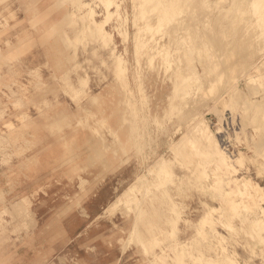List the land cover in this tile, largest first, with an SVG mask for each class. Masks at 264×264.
<instances>
[{"label":"bare ground","instance_id":"bare-ground-1","mask_svg":"<svg viewBox=\"0 0 264 264\" xmlns=\"http://www.w3.org/2000/svg\"><path fill=\"white\" fill-rule=\"evenodd\" d=\"M124 1L61 0L62 4L66 3L69 6L62 20L52 26L53 32L57 33L55 40L61 49H57L54 42L50 43L53 51L49 53L54 57L55 64L62 65L69 62L77 66L80 72L83 62L79 60V44L87 38L93 42L92 53L100 57L101 62L108 66L111 75V80L107 84L108 89L94 92L90 85V75L87 72L85 74L80 72L82 77L80 82L83 87L76 89L74 86H68L64 89L76 105L77 111L70 109L67 103H61L62 108H60L57 93L56 103L45 97L39 100L37 93L42 90L44 92V89L55 93V86H46L42 79L35 82L36 93L29 96L31 102L35 105L40 103L47 106L59 105L55 113L51 112L47 115L48 119L44 122L51 124L53 130L57 131L58 126L67 120L69 114L77 112L76 115H85L84 118H72L71 115L72 123L68 125H71V128L62 129L60 133L58 142L64 147L61 152V166L65 165L67 168L65 172L73 174L79 168L77 165L84 159L89 168L97 167L98 163H101L100 173L103 169L114 171L128 163L131 153H134L138 163L132 181L104 209L106 212H113L124 206L128 214L133 213V223L124 250L128 245L136 242L138 250L146 255L145 264H264V186L253 176L240 172L243 168L248 169L246 161H251L256 164L258 173L264 174V161L260 159L261 156L264 157V131L262 138L258 137L259 141L253 142L255 148L256 145L260 144L261 147L263 145V152L257 147L260 151L257 156L248 155L240 150L238 155L232 157L224 151L204 117L195 114L192 110L193 116L188 113L192 117L187 132L183 131L178 139L173 137L168 139L165 142L166 151L159 150L162 144L158 142L160 133L169 131L165 125L166 121H170L171 118L175 120L176 115L180 117L179 114L186 105L196 94L200 92L203 94V91L210 93L208 95L214 96L218 101L229 91V98L225 99L226 101L220 100L223 107L229 108L228 110L235 109L238 102L243 100L245 106L242 105L243 109L249 115L250 110L253 111L251 117H248L251 120L249 124L257 122V125L254 124L257 129L264 130L261 124L264 123V101L262 102L260 98L261 101L257 102L258 98H255V101L245 97V94L241 93L244 91H240L234 84L237 75L232 74L233 77L228 80L226 77L234 68V64L239 68L241 66L240 71L245 74L249 65L246 63V57L241 62L236 55L235 58H239L240 63L231 64V55L224 53L226 50L227 52L229 49L232 50L231 44L238 45L236 43L239 41L236 40V43L233 41L239 34V39L242 41L240 47L244 42L250 41L252 44L247 42L243 48L250 45L251 48L256 46L257 52V47L264 50V0H131L132 18ZM97 6L102 8V13L96 9ZM219 14H222L221 18L219 17L220 24L226 26L222 29L219 26V29L222 31L228 27L229 30L222 33L227 39L229 33L232 36L229 41L225 39L227 40L225 44L228 43L231 47L226 45L228 48L224 52L218 51L223 46L218 44L219 31L216 21ZM130 18L136 26L132 38L133 58L136 60L133 62L130 61L128 48L124 47L121 52L119 45H116L115 34L108 29V25L111 26L110 28H117L122 42L125 43L131 39L127 30ZM65 22L72 26L73 35L65 29ZM49 33L53 34L51 31ZM157 33L161 34V38L168 35L169 40L158 41L155 36ZM233 36L237 38L233 39ZM35 39L22 37L19 41H24L23 45L28 50L36 43ZM63 46L73 47L72 51H65ZM237 48L233 52L239 53L240 48L238 51ZM248 50L243 51V54L249 55ZM3 55L0 51V58ZM144 57H147L145 71L142 61ZM159 58L162 59V63H156ZM197 59L208 62L204 68L205 76H202L200 70L194 66V61ZM250 65L259 72L262 64L252 62ZM161 66L171 81V92L167 94L169 109L167 108L163 117L158 112L150 114L145 108L149 105L150 99L143 89L144 78L148 75L146 70L151 71ZM36 73L41 76L39 69ZM234 73L238 74V71ZM132 76L135 78L134 81L140 79L137 92L131 83ZM253 78V82L256 80L261 87L264 86V72H259ZM225 79L226 84L221 87L220 83ZM250 79L249 77V81ZM250 88L249 91L253 95L256 90ZM105 91L107 96H97ZM220 91L223 93L216 98ZM257 93L260 92L257 91L255 94ZM116 97L118 99L115 101ZM21 98H18L16 103ZM89 99L91 100L88 102ZM93 106L98 111L91 110ZM245 111L244 114L247 113ZM52 114H55V117H51ZM257 115L260 116L259 120ZM21 119L22 127L15 129L13 133L18 137L14 139L15 141L20 138L27 140L24 133L26 127L30 125L25 126L26 122L36 123L34 119H28L26 112L22 113ZM151 122L158 126V132L153 133ZM101 126L107 127L112 139L107 137ZM81 127L89 128V131L81 132ZM2 140L5 141L4 135L0 136V143ZM54 146L55 143H52L48 149H54ZM9 155L11 156V153ZM117 158L122 159L117 162ZM149 158H152V162L148 160ZM103 177L104 175L97 178V181ZM194 188H199V191L210 196L211 200L218 201V204L200 197V202L206 209L204 213L194 216L190 206ZM28 202L29 198L22 197L13 207L17 213L25 210L26 215L29 213ZM219 227L226 229L227 234L221 232ZM185 229L191 230L188 232L184 231ZM239 245L244 250L240 251ZM258 247L261 249L260 252ZM151 249L154 250V258L149 257ZM258 254L262 256V261L259 263L254 259Z\"/></svg>","mask_w":264,"mask_h":264},{"label":"rangeland","instance_id":"rangeland-1","mask_svg":"<svg viewBox=\"0 0 264 264\" xmlns=\"http://www.w3.org/2000/svg\"><path fill=\"white\" fill-rule=\"evenodd\" d=\"M124 2L132 18V1L125 0ZM68 6L69 4H62L61 0H0V51L4 54L0 58V136L4 135L5 137V141L2 140L0 143V264H145L144 259L146 255H143L138 250L136 242H133L130 246L128 245L124 250V245L128 242L129 231L133 223V213L128 214L124 206H120L113 212H106L104 209L132 181L134 170L138 163L134 153H131L128 163L114 169V171L103 169L100 173L99 171L102 169L101 163H98L97 167L89 168L86 165L87 161L82 159L81 163L77 165L79 166L77 171L73 174L65 172L66 166H61V152L64 147L58 142V138L62 129L71 128V125H68L72 123V118H84L85 115H76V112L75 114H71L73 115L71 118L69 114L67 120L58 126V130L56 131L55 129L53 130L51 124H44V122L48 119L47 115L51 114V112L55 113L59 105L52 104L47 106L44 103L35 105L29 100V96L34 92L36 93L35 82L42 79L45 81L46 86H55V93L52 90L44 89V92L42 90L40 93H37L39 100L45 97L56 103L55 94L57 93L59 94L57 99H60V108H62L61 103H67L70 109L75 110L76 105L64 89L68 86H74L76 89L83 87V84L80 82L82 80L80 72L83 74L87 72L90 75V85L94 92L108 89L107 84L111 80L110 69L106 64L101 62L100 57L92 53L93 42L91 40L89 41L85 38L83 43L79 44V60L81 63L83 62V68L80 72L77 70V66L69 62L62 65L55 64L54 57L49 53L53 51L50 48V43L54 42L56 48L60 49L57 40H55L57 33L53 32L52 26L62 20ZM96 9L102 13V8L97 6ZM221 16L222 14H219L218 19L216 18V27L218 26L217 29L219 31L218 44L223 46L221 50L218 49V45L216 48L218 51L224 52L228 48L226 46L228 43L225 44V42L232 39V36L229 33L230 38L228 37L227 39L222 33L228 31V27L225 30H220L225 26L220 24L219 19ZM99 17L101 18L102 16ZM131 18L127 27L131 39L125 41V43L122 42L117 28H110L111 26L108 25V29L112 30L115 34L116 45H119L118 48L121 52L124 50V47L128 48L130 61L133 62L136 60L133 58L134 42L132 38L136 31V26ZM142 22L143 20L140 21V23ZM64 27L70 35L74 34L72 26L65 22ZM49 31L53 34H48ZM155 36L161 42L169 40L168 35L161 38V34L157 33ZM236 36L237 39L233 36V39H235L233 42L239 41L236 43L238 45L233 43L236 48L238 46V48L242 49L247 42L248 44H252V42L246 41L240 47L239 44L242 43L239 39L240 34ZM22 37L26 39L36 38V43L26 50L25 45H23L24 41H19V38ZM231 46L234 49L232 48V50L229 49L228 52L227 50L224 52L228 56L231 55V64L234 62L240 63L239 61L242 62L246 57V63L249 65L252 62L262 64L259 72H264V50H260L257 47V52L255 51L256 46L251 48L250 45H247V47L250 46L248 48L252 53L247 47H244L242 52L239 49L241 55L243 51H249V55L248 53L243 54V58H241L238 52H233L236 49L235 46L232 44ZM22 47L24 48L22 49ZM72 48L64 47L67 52L72 51ZM236 55L240 58H238L239 61L235 58ZM142 61L145 71L147 57H144ZM159 62L162 63L161 58L156 63ZM207 63V61L201 62L198 59L194 61L195 68L200 70L199 72L202 76L205 74L204 68ZM249 65L247 66L248 71L246 70L247 72L244 74L240 71L241 66L239 65V68L237 67L238 65L234 64V68L228 74L229 76H226L227 80L233 77L232 74L237 75L236 78L238 80L235 78L237 81L235 80L234 84H236V87L240 91H244L241 93L245 94V97L250 98V100L251 98L252 100L258 98L257 102L258 100L260 102L261 98L263 102L264 86L262 85L261 87L256 80L253 82V77H256L259 72L252 68L251 65L249 67ZM37 69L41 72V76L36 73ZM234 71H238V74L241 72V78ZM147 72L148 75L144 78L143 89L147 93L150 102L145 108L150 111V114L151 112H158L163 117L167 108L169 109L167 94L171 92V81L168 79L167 72H165L162 66L151 71L146 70ZM249 77L251 78L250 81ZM130 79L132 86L137 92V84L140 79L138 78V80L134 81L135 78L133 76ZM227 80L222 81L220 86H224ZM256 84L260 86H258L260 89ZM255 85L258 89L254 87ZM250 87L256 90L253 95L249 91L250 89L252 90ZM222 91L216 95V98L220 96L219 94L223 93ZM257 91L261 94H255ZM228 92L223 94V98H220V100L229 98ZM208 94L210 93L206 91H203V94L200 92L198 94L200 95L199 97L196 94L194 99L182 110L187 116L181 112L179 114V116L181 115L180 117L176 115L174 117L175 120L171 118L170 121H166L167 124L165 123V125L169 131L160 133L158 142L162 145L159 146V150L166 151L165 142L168 139L171 137L178 139L183 131L187 132L189 121L195 113L201 114L208 122L211 130L217 136L220 145L228 155L235 157L239 154L240 150L252 156H257L260 151L263 152V145L262 147L260 144V146L256 145L255 148L254 141H259L258 137L262 138L264 130L260 128L259 130L261 131H259L257 129L254 125L257 122L249 124V121L251 122L249 118L253 114V111L250 110L249 115L243 109V100L242 102H238L241 105L237 104L235 109L230 108L228 110L229 108L223 107L220 100L219 102L214 96ZM103 95L107 96L106 91L97 94L98 97ZM18 98H21V100L16 103ZM117 99L118 97L114 98L115 101ZM90 100L87 101L89 102ZM195 106L197 107L195 108ZM94 109L95 107L93 106L91 110L94 111ZM192 110L195 112L193 113ZM60 111L61 109H59ZM95 111L98 110L95 109ZM244 111L247 112L245 114L248 116L243 113ZM23 112L28 114V119H34L36 123L26 122L25 126L30 125L26 127V132L24 133V137L27 140L20 138L15 141L18 137H16V133L14 135L13 133L15 129L22 127L23 120L21 119V115ZM51 117H55V114H52ZM257 117L259 120L260 116L257 115ZM7 123H10V125ZM261 124L264 127V123L261 122ZM101 128L105 130L107 137L112 139L107 127L101 126ZM151 128L153 129V133L158 132V126L155 123L151 122ZM178 128L180 129L177 130ZM80 131L87 133L89 128L82 129L81 127ZM252 136L254 137L252 138ZM8 137L10 138L8 139ZM52 143H55L54 149H48ZM248 145H250V148H248ZM257 147L260 151L257 150ZM10 153L11 156L9 155ZM261 157L260 159L264 161V157ZM121 159L117 158L116 161L119 162ZM148 160L152 162V158ZM246 167L248 169L243 168L240 170L241 174L245 173L253 176L264 186V174L258 173L256 164L246 161ZM98 175L101 176L98 177ZM103 175L104 177L97 181V178H101ZM96 181L97 183H95ZM193 190H190V192L193 191L194 193L190 206L192 207L193 215L196 216L204 213L206 209L199 198L201 197L203 200L211 199L210 196L199 191V188H194ZM22 197L25 199L29 198V202L27 203L29 213L26 215L25 210L17 213L13 207L15 202ZM211 202L218 204L216 200H211ZM98 215L100 216L98 217ZM237 221L239 222V220ZM190 230L185 229L184 231L190 232ZM219 230L227 234L226 229L219 227ZM239 246L240 251L244 250L241 245ZM258 251H261L259 247ZM150 252L149 257L154 258V250L151 249ZM254 259L257 263L261 262V254L256 255V257L254 256Z\"/></svg>","mask_w":264,"mask_h":264}]
</instances>
